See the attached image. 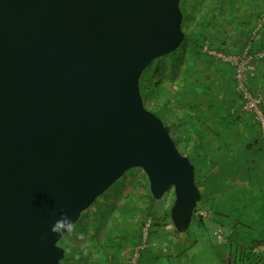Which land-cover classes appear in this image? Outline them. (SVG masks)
<instances>
[{"label":"water","instance_id":"95a60500","mask_svg":"<svg viewBox=\"0 0 264 264\" xmlns=\"http://www.w3.org/2000/svg\"><path fill=\"white\" fill-rule=\"evenodd\" d=\"M180 1L0 0V264H61L60 212L76 223L131 169L187 231L194 166L139 91L184 39Z\"/></svg>","mask_w":264,"mask_h":264},{"label":"trees","instance_id":"16d2710c","mask_svg":"<svg viewBox=\"0 0 264 264\" xmlns=\"http://www.w3.org/2000/svg\"><path fill=\"white\" fill-rule=\"evenodd\" d=\"M209 3L210 1H203L196 4L197 17L195 14L190 17L185 12L184 16L181 10V28L184 39L179 48L171 54L159 58L160 60L152 61L142 72L139 79V91L144 107L161 119L177 150L181 155L186 156L194 166L195 185L201 193L192 218L196 221L203 220L200 211L205 209L206 199L213 193L218 192V183L222 180V173L229 171L228 166L223 168L224 165L221 164V168L218 169L217 161L213 164L208 159V154L210 156L212 152L209 151L208 145L205 143L207 138L202 137L203 134L206 136L207 132H213L214 136L218 138L221 136L216 127L201 126L200 119L205 116L202 112L204 105L207 109L213 107L210 104L213 98L210 92H213V90L211 86L209 87L210 91L207 88V76L209 75L207 70L211 72L215 70L217 65L220 66L216 69L223 66L222 68H226L230 73L234 84L232 86L235 87L230 66L210 55L208 51H215L225 56L239 53L254 31L255 37L251 41V53L264 49V23L259 30H255L257 17L260 14L264 16L262 0H260V6H257L256 9L251 7V11L242 13L245 17L244 20L240 19L241 13L239 15L235 12L236 9L238 10L237 6L232 5L227 8L222 1H218L214 5ZM224 6L228 11L226 10L224 16L221 17L220 12L224 9ZM190 20L194 21V23L192 22L193 27L189 24ZM238 36L243 38L244 41L243 45H240L242 47H237L235 50L234 46H237L235 40ZM204 47L207 48L206 51ZM259 61L264 63V60ZM156 80L158 82L154 84ZM253 81L251 79L250 89L255 94L256 92L251 87ZM225 86L223 91L226 94L227 101L232 105L234 102H238L241 108V101L235 89L232 92L229 90V84ZM260 109L264 115V102L261 103ZM165 110L171 111V114H173V123L168 119ZM192 113L194 115H191ZM237 113H239L237 109L227 110V114L222 117V121L228 124L233 118L238 120L239 117H233L232 115ZM187 118L191 119V122H186L185 119ZM221 146L219 147L221 149L225 147L227 152L235 151L234 146L227 140H224ZM222 161L226 162L224 159ZM231 163L233 164V162ZM214 165L217 166V169ZM139 171L146 178L140 169ZM229 174L231 178L236 177L232 171ZM145 180L148 187L147 178ZM148 198L147 208L144 209L136 221L135 212H139V208L137 205H133L131 200H128V203L122 206L123 211L120 210L117 217L108 212L107 207L110 205L108 200L102 203L99 208L85 212L81 221L82 229L76 231L74 229L72 232L73 236L84 237L86 242L84 249L90 259L89 262L83 264H129L127 261L129 256L123 258L121 254L122 249L128 245L131 253L135 247H139L136 261L138 264L152 262L157 257L151 249V240L156 230L158 228L161 230V222H159L157 216L158 210L153 211L152 208L161 203L155 201L150 192ZM105 209L106 211H104ZM165 215L168 224L172 226L169 210ZM108 222H111L109 227H107ZM86 224H89L90 227ZM168 224L166 223L162 227H167ZM133 229L135 230L133 231ZM76 242L65 237V235L60 238L58 245L65 250L64 257L60 261L61 264H71V260L77 256L79 248ZM228 247H231V245H228ZM131 253L130 257L132 256Z\"/></svg>","mask_w":264,"mask_h":264},{"label":"crops","instance_id":"0c3cea01","mask_svg":"<svg viewBox=\"0 0 264 264\" xmlns=\"http://www.w3.org/2000/svg\"><path fill=\"white\" fill-rule=\"evenodd\" d=\"M262 16L260 14L257 20ZM219 66L217 65L211 72L207 70L209 74L207 88L210 91L211 86L213 90L210 92L213 97L210 104L213 107L207 109L204 105L202 112L205 116L200 121L202 127H216L221 135L220 138L215 137L213 132H207L206 136L202 135L203 138H207L204 141L212 152L210 156L208 154V159L213 164L217 161L218 169L221 168V164L224 165L223 168L228 166L229 171L222 173L218 192L206 199L205 209L200 211L203 220L198 222L202 225L210 222L214 224L216 230L223 231L222 243L215 253L219 264H264V155L261 131L256 121L241 110L238 102L232 105L227 101L223 91L225 85L229 84V90L233 92L234 84L228 70L222 68L223 66L216 69ZM252 79L254 81L251 87L255 94L263 97L264 102V63L260 61L255 63ZM236 109L239 113L232 115L239 117L238 120L233 118L228 124L222 121L227 110ZM185 121L191 122V119L187 118ZM224 140L234 146V152H227L225 147L223 149L219 147ZM223 159L226 162H223ZM214 167L217 169V166ZM231 171L236 175L235 178H231L229 174ZM184 233L167 227V232L164 233L166 239L173 241L171 245L169 244L172 253L170 260H177L182 254V251L175 250L178 243H181V246L188 244L187 249L193 246L194 242H191Z\"/></svg>","mask_w":264,"mask_h":264},{"label":"rangeland","instance_id":"374dc122","mask_svg":"<svg viewBox=\"0 0 264 264\" xmlns=\"http://www.w3.org/2000/svg\"><path fill=\"white\" fill-rule=\"evenodd\" d=\"M203 1L204 2L210 1L209 3L210 5L211 4L214 5V3L216 4L218 1H222L225 4L223 3L221 4L225 5L227 8H229L232 5L237 6L238 10L236 9L235 12L239 15L241 13L240 16L241 20L245 19L242 13L249 10L251 11V7L256 9L257 6H260L261 4L260 0H181L179 6L184 16L185 13L186 14L188 13V16L190 15V17H192V15L194 16V14L197 17L198 13H197V9H195V6L196 4L201 3ZM225 6L223 7L224 9L221 10L220 12L221 17L224 16L225 11L227 10V8L225 9ZM192 22L194 23V21L190 20L189 24L190 26L193 27L194 25ZM243 41L244 39L241 38L240 36L236 37L235 42L237 46H234V49H237V47L238 48L242 47L240 45H243ZM239 53H235V54H239ZM157 82L158 81L156 80L154 84H157ZM167 116L168 119L171 120V122L173 123L174 116L173 114H171V111H167ZM145 179L146 178L139 171V169H131L125 172L121 178H119L114 184H112L104 192V194H102L100 197L96 199V201L88 208V210L82 212L78 221L75 223V228H74L75 231L82 229L81 221L85 212H89L92 209L94 210L95 208H99V206L102 203H105L107 200L109 201L110 204L109 207H107L108 212H110L114 217H117L118 212L120 210L123 211L122 206L125 205V203H128V200H131V203L133 205H137V207L139 208V212L138 211L135 212V221H136L137 218L140 217L144 209L147 208V205L149 203L148 202L149 188L147 187ZM173 197L174 196L172 190L168 191L159 200L161 204L152 208L153 211L158 210L157 216L159 217L158 218L159 222H161V230L159 228L158 229L156 228L157 229L156 233L153 235V238L151 240V245H152L151 249L157 257L154 258L152 262H147L146 264H219L215 253L217 252V249H219L222 241L218 242L216 236L214 235V232H216V228H214V224L208 222L202 225L196 220L191 221L189 228L184 233V235L190 238L191 242H194L193 246L190 249H187L188 244H183L181 246V243H178L177 245H175L176 248L175 250H178L179 252L182 251L181 252L182 254L177 258V260L175 259L176 261L174 259L170 260V254L172 255V253L170 252L171 250L169 249L170 248L169 244L171 245L173 241H169L168 239H166L164 233L167 232V227L173 228V226H170L168 224V219L167 216L165 215V213L168 212V210L171 207V203L173 202ZM106 209L104 211H106ZM166 223L168 224V226L167 227L164 226L166 228L162 227ZM110 225L111 222H108L107 227H109ZM86 226L90 227L89 224H86ZM134 230L135 229H133V231ZM219 231H220V235L223 236V231L221 229ZM78 236L79 235L73 236V233L65 234V237L77 241L76 243L79 248L78 254L73 260H71V264H83L89 262L90 259L89 256L87 255V251L84 249V245L86 244L84 237H80V236L78 237ZM128 247L129 245L127 247H124L122 249L121 254L123 255V258L126 257L128 258L129 256L127 261L128 263H130L131 260L135 259L134 254L135 251L139 249V247L137 248L135 247L136 249L134 248L132 253L129 252L130 248ZM130 253L132 255L131 257H130Z\"/></svg>","mask_w":264,"mask_h":264},{"label":"built area","instance_id":"2783aa9c","mask_svg":"<svg viewBox=\"0 0 264 264\" xmlns=\"http://www.w3.org/2000/svg\"><path fill=\"white\" fill-rule=\"evenodd\" d=\"M264 23V16L258 18L255 30H259ZM255 37V31L252 32L249 42L243 47L239 54H232L225 56L215 51H208L210 55L227 63L232 69V75L235 82V92L238 94L241 101V110L250 115L259 125L262 136V149L264 154V115L260 109L263 97L258 94H253L250 89L251 79L255 71V63L259 60H264V49L251 53V41ZM206 51L207 48L204 47ZM220 229L214 232L218 242L222 241ZM137 251H135V259L131 260L129 264H137Z\"/></svg>","mask_w":264,"mask_h":264},{"label":"clouds","instance_id":"9594fccd","mask_svg":"<svg viewBox=\"0 0 264 264\" xmlns=\"http://www.w3.org/2000/svg\"><path fill=\"white\" fill-rule=\"evenodd\" d=\"M53 216H56V212H52ZM75 222L69 217L66 212L61 211L59 218L56 219L50 227V232L56 236H64L74 231Z\"/></svg>","mask_w":264,"mask_h":264}]
</instances>
